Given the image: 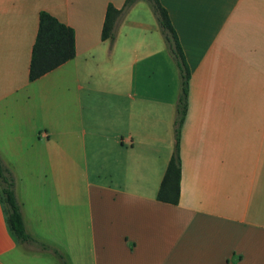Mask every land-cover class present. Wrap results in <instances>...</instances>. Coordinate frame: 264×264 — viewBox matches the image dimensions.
Returning a JSON list of instances; mask_svg holds the SVG:
<instances>
[{
  "label": "crops",
  "instance_id": "crops-1",
  "mask_svg": "<svg viewBox=\"0 0 264 264\" xmlns=\"http://www.w3.org/2000/svg\"><path fill=\"white\" fill-rule=\"evenodd\" d=\"M0 0V160L15 180L17 240L0 203V264H264V0H159L190 71L180 194L156 199L175 149L179 78L149 6ZM40 12L75 57L33 82Z\"/></svg>",
  "mask_w": 264,
  "mask_h": 264
},
{
  "label": "trees",
  "instance_id": "trees-1",
  "mask_svg": "<svg viewBox=\"0 0 264 264\" xmlns=\"http://www.w3.org/2000/svg\"><path fill=\"white\" fill-rule=\"evenodd\" d=\"M138 1L146 2L157 21L164 43L175 65L179 78V92L176 102L175 149L162 178L156 199L160 202L176 205L179 201L181 164L179 142L181 127L188 112L190 71L171 24L167 10L159 0H125L122 9L108 5L102 27V41L112 43L115 39V27L122 13ZM75 57V36L73 30L60 23L46 12H40L29 66V81L33 82L46 73L56 69ZM15 180L11 171L0 160V203L6 216L7 225L17 240L24 244H34L41 250H52L27 234L21 207L15 196ZM57 254L56 250H52Z\"/></svg>",
  "mask_w": 264,
  "mask_h": 264
},
{
  "label": "rangeland",
  "instance_id": "rangeland-1",
  "mask_svg": "<svg viewBox=\"0 0 264 264\" xmlns=\"http://www.w3.org/2000/svg\"><path fill=\"white\" fill-rule=\"evenodd\" d=\"M147 4V3H146ZM148 5V4H147ZM149 6V5H148ZM150 8V7H149ZM151 10V9H150Z\"/></svg>",
  "mask_w": 264,
  "mask_h": 264
}]
</instances>
